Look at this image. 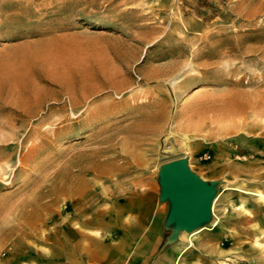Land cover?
Wrapping results in <instances>:
<instances>
[{
	"label": "rangeland",
	"instance_id": "374dc122",
	"mask_svg": "<svg viewBox=\"0 0 264 264\" xmlns=\"http://www.w3.org/2000/svg\"><path fill=\"white\" fill-rule=\"evenodd\" d=\"M62 37L72 38L45 42ZM61 69L60 90L44 76ZM89 74H114L138 103L145 92L163 100L164 132L132 133L151 108L91 126L79 108L71 116L70 96L80 109L105 96L87 92ZM219 107L236 115L216 118ZM19 121L16 135L0 131V264H66L73 231L119 245L123 210L136 219L152 192L166 205L158 168L185 156L219 182L217 225L182 233L174 264H264V0H0V124Z\"/></svg>",
	"mask_w": 264,
	"mask_h": 264
},
{
	"label": "crops",
	"instance_id": "0c3cea01",
	"mask_svg": "<svg viewBox=\"0 0 264 264\" xmlns=\"http://www.w3.org/2000/svg\"><path fill=\"white\" fill-rule=\"evenodd\" d=\"M70 38H54L45 42L69 41ZM144 206L134 220L131 215L133 205L123 210L124 215L129 214L130 221L124 222L122 235L119 236L120 244L115 247L101 243L96 245V241L92 244V240L87 243L84 233L73 231L77 239L68 241L65 246L66 264H174L186 247L178 242L160 250V224L166 213V205L155 207L152 192Z\"/></svg>",
	"mask_w": 264,
	"mask_h": 264
},
{
	"label": "bare ground",
	"instance_id": "6f19581e",
	"mask_svg": "<svg viewBox=\"0 0 264 264\" xmlns=\"http://www.w3.org/2000/svg\"><path fill=\"white\" fill-rule=\"evenodd\" d=\"M160 31V30H159ZM147 42H149V41H147ZM116 65V64H115ZM61 65H59V66H57L58 68L60 67ZM63 67V66H62ZM112 67V66H111ZM57 68V71L59 70ZM62 69H64V67L62 68ZM61 69V71L60 72H58V74L59 75H62L61 77H64V78H61L62 79V82L61 81H59V80H61V79H59V80H57V77H55V78H53V77H51V78H49L48 76H44V77H46V78H48V79H50V81L51 82H53V83H55L59 88H60V90H61V88H64V86L65 85H68L69 83H68V81H67V79H66V75L63 73L64 71H66V69L65 70H62ZM107 70V69H106ZM176 68H174V69H172V70H170L169 72H167V73H165V75H163V76H161V77H159V81H157V82H160V84H162V85H164V82L166 81V79L169 77V76H173V74H175V72H176ZM104 72H106L105 70H104ZM63 73V74H62ZM70 74V73H69ZM101 74V73H100ZM151 74V73H150ZM63 75H65V76H63ZM89 77H88V79L86 80L87 82V84H84L85 85V89L87 90V92H89L88 90H91L90 92H100L101 94H103V95H105L104 97H103V100H102V102H100L99 104H97L96 106H93L92 108L91 107H86V108H84V109H80V107H77L76 106V103L73 101V100H71V96H70V98H69V100H68V103H69V105H70V109H69V111H70V114H71V116H81V115H84V119H85V122L87 123V124H89L90 125V121L92 122H94V121H97V122H102L103 120H105V119H110V117L111 116H113L114 114H116V113H120V112H122V111H124L126 108L128 109V112H129V114H132L133 115V119L134 118H136V116L137 115H135V112H137V109L138 108H140V109H150L151 108V110H146V111H148L147 113H145V114H141L140 116H141V118H142V120H141V122L139 123L138 122V124H136V126H135V129H134V131L132 132V133H134V134H142V133H146V132H148V131H154L155 133H158L159 135H161L160 133L161 132H164V130H163V128H164V120H166V112H165V104H163V103H165V102H162V101H158L157 103H153V101L151 102L150 100H149V98H150V95H149V92H145V93H143L142 95H139L140 96V98H141V102L140 103H138L137 102V98H138V96L137 95H130V96H127V97H124V95L125 94H122V93H120V90H121V87L122 86H125V85H127V83H123V84H119L118 83V81H117V79H116V76L114 75V74H110V76L108 77L107 76V78H106V76L105 75H99V76H96V75H88ZM121 76V75H120ZM157 76V75H156ZM155 76V77H156ZM159 76V75H158ZM144 77V76H143ZM121 78H123V77H121ZM151 78V77H150ZM171 79V78H170ZM173 80V79H172ZM125 81H126V79H125ZM172 83V85H174V83L173 82H171ZM177 84H178V82H177ZM177 84H175V85H177ZM69 86H70V84H69ZM89 86V87H88ZM22 87V85H20V83H18V84H16L15 85V87H14V95H16V93L18 94L19 93V95H20V91H22V89L23 88H21ZM26 88V87H25ZM175 89V88H174ZM85 90V91H86ZM85 91H84V94H85ZM111 92H114L115 93V95H116V99L118 100H115L114 99V97H115V95H114V97H112V95L110 94ZM78 94V93H77ZM89 94V93H88ZM137 94V93H136ZM71 95V94H70ZM80 95V94H79ZM86 95V94H85ZM91 96V95H90ZM89 96V97H90ZM93 96V95H92ZM82 99H86V96L85 97H83V98H78V101H80L79 103H82ZM90 99V98H89ZM13 100V99H12ZM38 100V99H37ZM44 100V99H43ZM57 99H55V101H56ZM60 100V99H59ZM88 100V99H87ZM160 100V99H159ZM240 100V99H239ZM36 101V100H35ZM34 101V102H35ZM48 101V100H47ZM66 101V100H65ZM74 103H73V102ZM77 101V102H78ZM84 101V100H83ZM235 101V100H234ZM31 102V101H30ZM29 102V103H30ZM64 102V101H63ZM67 102V101H66ZM156 102V101H155ZM25 103H27V102H25ZM36 103H37V101H36ZM40 103V102H39ZM55 103V102H54ZM65 103V102H64ZM63 103V104H64ZM124 103H126V104H124ZM244 103V102H243ZM31 104L32 103H30V106H31ZM21 105V104H20ZM26 105V104H25ZM40 105V104H39ZM84 105V104H83ZM221 105V104H220ZM239 105V104H238ZM245 105V104H244ZM21 106H24V105H21ZM32 106H34V105H32ZM81 106V105H80ZM137 106H139V107H137ZM222 106V105H221ZM28 107V106H27ZM235 107V106H234ZM233 107V108H234ZM238 107V106H237ZM243 107V106H242ZM241 106H240V108H242ZM77 108H79L78 110H77ZM153 108H156V111L155 112H153V114H151L152 113V109ZM221 108H224V107H221ZM232 108V109H233ZM239 108V107H238ZM238 108H237V110H238ZM239 108V109H240ZM244 108V107H243ZM242 108V109H243ZM24 109V108H23ZM75 109L77 110V114L75 115ZM214 109V108H213ZM236 109V108H235ZM29 110V109H28ZM68 110V109H67ZM202 110V109H201ZM207 110V109H206ZM35 111H36V109H35ZM57 111V110H56ZM59 111L60 112H64L65 111V108L62 106V107H60L59 108ZM75 111V112H74ZM198 111H200V110H198ZM203 111V110H202ZM24 112H26L27 113V110L26 111H24ZM28 112H30V111H28ZM32 112V114H31V116L33 115V111H31ZM58 112V111H57ZM144 112V111H143ZM204 112V111H203ZM215 112V117L216 118H222V119H224V118H229V117H231V116H233V115H236V112L234 111V109L233 110H231L230 108H228V107H226V108H224V109H220V107H219V109H217V110H215L214 111ZM239 112V111H238ZM26 113H25V115H26ZM35 113H37V112H35ZM34 113V114H35ZM139 113V112H138ZM142 113V112H141ZM206 113H208V112H206ZM69 114V113H68ZM126 114V113H125ZM195 114V113H194ZM198 114H200V113H198ZM204 114V113H203ZM243 114V113H242ZM28 115V114H27ZM67 115V114H66ZM93 115H94V117H93ZM152 115H153V117H152ZM193 115V114H192ZM205 115V114H204ZM30 116V115H29ZM40 116V115H39ZM92 116V117H91ZM97 116V117H96ZM139 116V117H140ZM191 115H189V118L190 119H192V117H190ZM201 116V115H200ZM208 116V115H207ZM214 116V115H213ZM28 117V116H27ZM33 117V116H32ZM31 117V118H32ZM138 117V116H137ZM30 118V117H29ZM50 118V117H49ZM189 118H187V120H188V122H190V119ZM193 118H194V116H193ZM213 118V117H212ZM211 118V119H212ZM48 119V118H47ZM46 120V119H45ZM138 120V119H137ZM136 120V121H137ZM140 120V119H139ZM201 120V119H200ZM10 122V121H9ZM13 122V121H12ZM3 123V124H0V131H4V130H6V131H8V132H10V133H15V132H19V131H21L22 129H23V127H25L24 126V122L23 123H21L20 121V125L18 126V128H16L15 127V124H13V123ZM15 122V121H14ZM18 122V123H19ZM42 122V121H41ZM45 122V121H44ZM79 122V121H78ZM80 123V122H79ZM134 123V122H133ZM187 123V122H186ZM28 124V123H27ZM42 124V123H41ZM40 124V125H41ZM44 124V123H43ZM18 125V124H17ZM38 125V124H37ZM91 126V125H90ZM181 126V125H180ZM189 126H190V124L188 123L187 124V126L186 127H184V129H189ZM37 127V126H36ZM36 127H33V128H30V129H28L27 130V132H26V134H25V137L24 138H22L23 140L30 134H32V135H34L33 133H37L38 132V128H36ZM180 128V127H179ZM181 128H182V126H181ZM180 128V129H181ZM16 129H18L19 131H16ZM51 129V128H50ZM58 129V128H57ZM68 129V128H67ZM165 129V128H164ZM53 130V129H52ZM6 131H4V132H6ZM41 131V130H40ZM53 131H55V130H53ZM185 131V130H184ZM52 132V131H51ZM70 132V131H69ZM2 133V132H1ZM151 133V132H150ZM6 134V133H5ZM17 133H15V135H16ZM38 134V133H37ZM40 134V133H39ZM47 134V133H46ZM45 134V135H46ZM51 134V133H50ZM55 134V133H54ZM157 134V135H158ZM2 135V134H1ZM6 135H8V134H6ZM15 135H13V136H15ZM43 135H44V132H43ZM1 137V136H0ZM6 137V136H5ZM10 137V136H9ZM2 138V137H1ZM14 138V137H13ZM12 138V139H13ZM29 138V137H28ZM9 139V138H8ZM27 139V138H26ZM144 140V139H143ZM1 141V140H0ZM139 141H141L140 139H139ZM35 146V145H34ZM36 146H37V144H36ZM136 147V146H135ZM34 148V147H33ZM33 150V149H32ZM214 202H215V200H214ZM214 202H213V206H212V213H213V215H214ZM217 224L215 223V221H213L212 223H211V226L212 227H214V226H216ZM202 229V228H201ZM200 230V229H199ZM199 230H196V231H199ZM196 231H194V232H191V233H189V235H192L193 233H195Z\"/></svg>",
	"mask_w": 264,
	"mask_h": 264
},
{
	"label": "water",
	"instance_id": "95a60500",
	"mask_svg": "<svg viewBox=\"0 0 264 264\" xmlns=\"http://www.w3.org/2000/svg\"><path fill=\"white\" fill-rule=\"evenodd\" d=\"M158 201L166 204L162 221L167 233L162 248L174 244L182 233L208 226L219 182L204 180L189 168L188 157L166 162L157 171Z\"/></svg>",
	"mask_w": 264,
	"mask_h": 264
}]
</instances>
